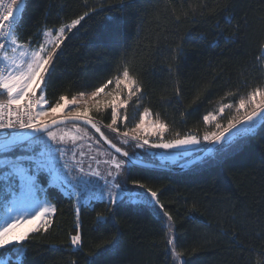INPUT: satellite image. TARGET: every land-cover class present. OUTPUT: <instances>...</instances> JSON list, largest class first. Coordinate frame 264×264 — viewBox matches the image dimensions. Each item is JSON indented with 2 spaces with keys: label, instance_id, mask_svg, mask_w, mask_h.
I'll return each mask as SVG.
<instances>
[{
  "label": "trees",
  "instance_id": "16d2710c",
  "mask_svg": "<svg viewBox=\"0 0 264 264\" xmlns=\"http://www.w3.org/2000/svg\"><path fill=\"white\" fill-rule=\"evenodd\" d=\"M124 3L121 12V0H26L22 39L30 37L33 42L43 30L70 23L89 8L97 9L67 33L58 50L47 89L50 102L60 94L71 98L86 85L94 90L127 63L143 85L139 94L143 98L138 100V96L127 109L124 129L139 122L147 108L153 121L159 118L168 123L165 139H174L178 131L202 140L206 131L215 130L203 123V115L215 111L218 103H238L239 97L264 85V0ZM185 12L189 14L184 16ZM178 48L182 54L174 59ZM177 86L180 97L175 93ZM229 91L233 95L225 97ZM221 97L225 99L221 101ZM109 113L93 116L106 126ZM235 113V107L226 109L217 119L226 126ZM257 123L237 151L220 156L214 150L181 172L139 168L126 162V186L133 188L131 181L137 180L157 191L173 217L177 251L183 253L175 264H264V119ZM80 127L97 139L91 130ZM101 130L130 155L160 164L149 149L134 148V143L120 145L112 134ZM25 144L0 155V160L14 159ZM49 180L47 175L40 177L57 212L46 233L33 234L25 242L22 264H174L166 243V218L158 209L128 203L118 204L112 211L101 200L80 207L84 246L79 252L70 250L69 237L77 224L74 201L50 187ZM98 214L109 219L99 224ZM113 235L119 237L117 251L106 253L97 248ZM5 253L0 250V256Z\"/></svg>",
  "mask_w": 264,
  "mask_h": 264
},
{
  "label": "snow or ice",
  "instance_id": "6c2138e0",
  "mask_svg": "<svg viewBox=\"0 0 264 264\" xmlns=\"http://www.w3.org/2000/svg\"><path fill=\"white\" fill-rule=\"evenodd\" d=\"M25 2L26 0H8L5 4L4 0H0V9H2L0 10V133L4 134L0 150L7 153L13 148H19L24 140L39 142L43 144V148L38 155L29 154L35 152L29 144L24 147L23 153L12 160L6 159L4 162L9 169L4 174V183L7 186L5 198L12 195L25 198L30 201L33 210L13 217L0 227V250H5L9 254L6 258L0 259V264H22L26 251L25 242L33 234L46 233L53 224L52 217L57 212V206L48 199V188L41 186L40 177L42 175L51 178L50 187L61 190L74 201L77 224L74 234L69 237L70 250L75 249L79 252L83 249L79 223L80 207L85 204L90 205L97 199L95 194L91 193L90 186H99V181L102 180L104 183L100 186L99 199L105 201L106 192L105 203L109 211H112L113 207L118 204L128 203L158 209L162 213L166 218L167 248L175 264V260L183 253L177 251L178 244L174 235L173 217L160 202L157 191L137 180L131 181L133 188L126 186L128 168L124 159L110 156L109 160L104 161L110 165L104 173H101L98 166L92 168L89 165L86 170L82 162H75L70 167L63 160L66 154L64 149H52L44 143V138L46 136L47 140L53 143L57 141L64 143L67 137L75 143L82 137L68 133L58 136L54 129L59 125L67 124L68 121L81 122L82 125H87L99 133V138L114 149L119 157L128 158L127 163H131L135 159V153L130 155L129 151L105 136L101 131L99 121L93 116V113L102 114L108 110H110V123L106 127L116 133L118 139L122 137L120 145H128L130 141H136L134 148L147 146L150 149L172 150L200 145L201 138L191 133L181 135L177 131L174 139H165V133L169 130V125L165 121L157 118L145 127V118L151 115L147 108L141 114L139 122L134 126H126L124 131H120L118 124L129 119L126 111L128 103L133 96H138L143 92L142 83L127 63L113 78L95 87L94 90L89 91L86 85L83 90L72 95L71 98L60 94L50 102L47 89L58 50L67 39V33L77 28L85 17L97 9L89 8L82 15L72 19L70 23L62 24L55 29L43 30L33 42L30 37L22 39V14ZM125 6L124 0H121V12L124 11ZM188 14L185 12L184 16ZM176 19L179 20L180 17L177 16ZM10 53L17 55H10ZM174 53L173 58L175 59L182 54V49L178 48L174 50ZM109 85H114V90L106 91ZM125 89L127 96L124 95ZM175 93L177 97H180L181 90L178 86ZM231 95H233L231 91L225 93V97ZM105 97H110V99H105ZM225 97H221V101ZM142 98L141 95L138 100ZM233 107H235L236 115L227 119L225 126L218 121L217 115H222L226 109ZM248 108H251L250 112L247 111ZM121 109L125 111L122 113ZM241 110H245L243 116L239 115ZM262 114H264V85L257 86L245 96L239 97L238 103H218L215 111H209L203 115V123L213 125L215 130L206 131L202 139L206 143L217 145L215 151L220 156L237 151L242 140L252 134V128L246 126L253 125L256 117L264 119ZM73 126L77 132L80 131V125L74 124ZM20 131H30L36 135L20 138L18 141L16 133ZM84 133L87 135L88 130L85 129ZM150 135H155L157 140L150 142ZM237 136L242 139H234ZM72 157L74 160L75 153ZM61 162H63L62 168L60 167ZM121 177L125 178L123 182ZM96 219L97 223L103 224L109 218L98 214ZM119 243V237L113 235L105 243L97 245V248H103L104 252L111 253L119 249ZM12 254H15L14 260ZM72 264L76 262L73 261Z\"/></svg>",
  "mask_w": 264,
  "mask_h": 264
},
{
  "label": "rangeland",
  "instance_id": "374dc122",
  "mask_svg": "<svg viewBox=\"0 0 264 264\" xmlns=\"http://www.w3.org/2000/svg\"><path fill=\"white\" fill-rule=\"evenodd\" d=\"M73 30V29H72ZM45 39V38H43ZM10 55H17V54H12ZM108 90H114V85H111ZM125 96H127V90L125 89ZM139 96V94H138ZM138 96H133L130 102L127 105V109L135 102V99ZM105 99H110V97H105ZM217 108V107H216ZM126 109V111H127ZM125 110L121 109V112L123 113ZM247 111H251V108H248ZM245 113V110H241L240 114L243 116ZM236 115V113H235ZM221 115H217V118H219ZM146 119V124L145 127H148V125L153 121L149 116L145 118ZM123 123H119L118 127L119 129H124ZM260 123H257L253 125L252 132L256 130V128L259 126ZM209 125V124H208ZM100 127L105 129V131L108 134H112V136L120 143V139L117 138V134L111 132L110 129H108L105 125L100 123ZM57 132V135L59 136L62 133H68L69 135H77L79 137H82V139H77L75 143H73L71 140H69L67 137L65 138L64 143H59L58 141L56 143H53L52 141L47 140V137L45 136L44 138V143L48 144L52 149H64L65 155L63 160L66 161L70 167L74 165L75 162H82L84 168L87 170L88 166L91 165L92 168H96L97 166L99 167V170L101 173H104L106 169L110 167L109 164L104 163V161H107L110 159V156H115L112 154L108 149H106L97 139H95L88 131V134L85 135L83 128L80 127V131L77 132L76 128L72 125H63L60 127H57L54 129ZM91 137V138H89ZM150 142L157 140V137L155 135H150L149 136ZM129 143H136V141H130ZM31 144V146L35 149L34 153H29V154H36L38 155L39 151L43 148V144L39 142H32L30 141L29 143L23 145L19 150L23 153V149L25 146H28ZM209 143H206L201 140L200 145H195V146H190V147H185V148H180V149H172V150H163V149H150L147 146L145 148L149 149L152 155H154V160L157 163H160L161 165L167 164V165H173L177 164L178 162L185 161L186 158H191L193 154L199 152L202 150L206 145ZM75 153V157L73 160L72 154ZM116 157V156H115ZM8 159V158H7ZM11 159V158H10ZM5 160L6 158L1 159V163L5 165ZM9 160V159H8ZM63 162H61L60 167L62 168ZM127 166V164H126ZM9 169L5 167L4 172L2 171V174H0V180L3 181L0 183V227H2L6 221H10L13 217L21 216L23 215L26 211L31 212L33 208L31 207L30 201L22 198L20 196L12 195L8 196V198H5V191L7 186L4 183V174L7 172ZM51 179V178H50ZM103 181H99V186L93 185L91 187V193H94L95 196L97 197L96 200H100L99 197L101 195V187L103 185ZM110 188V186H109ZM135 191H142L140 189H133ZM90 193V194H91ZM107 199L106 192H105V201ZM9 254L6 252L5 255H1L0 259H4L8 256ZM12 258L15 259V254L12 256Z\"/></svg>",
  "mask_w": 264,
  "mask_h": 264
},
{
  "label": "water",
  "instance_id": "95a60500",
  "mask_svg": "<svg viewBox=\"0 0 264 264\" xmlns=\"http://www.w3.org/2000/svg\"><path fill=\"white\" fill-rule=\"evenodd\" d=\"M262 116H264V114H262ZM262 117H256L255 118V122H258L259 120H261ZM74 124H77V125H82L81 122H72V121H68L67 124H64V125H74ZM60 126H63V125H59L57 127H60ZM86 128H88L89 130H91L95 136L97 137V139L99 140V142L106 148L108 149L111 153H113L115 156L119 157V154H116L114 152V149L110 148L108 144L104 143V141L102 139L99 138V133H96L94 129H91L89 126L87 125H82ZM251 125H248L246 127H249ZM242 127H245V126H242ZM102 131V130H101ZM103 132V131H102ZM36 134H33L31 133L30 131H25V132H22V133H19L17 135V139L19 141L20 138H23V137H32ZM43 135V134H41ZM31 140H24L23 141V144L29 142ZM3 145V142L0 143V147H2ZM218 146L217 145H213L211 143H209L205 148H203L199 153H197L196 155H194L193 157L185 160V161H182L176 165H173V166H165V165H161V164H155V163H151V162H147V161H144V160H141V159H138L135 157V159L129 163L130 165L132 166H135V167H139V168H145V169H152V170H158V171H162V172H168V173H177V172H181V171H184L186 169H189L195 165H197L198 163H200L203 159H205L209 154H211ZM5 151L3 150H0V155L4 154ZM121 159H124L126 162L128 160V158H125V157H119Z\"/></svg>",
  "mask_w": 264,
  "mask_h": 264
},
{
  "label": "built area",
  "instance_id": "2783aa9c",
  "mask_svg": "<svg viewBox=\"0 0 264 264\" xmlns=\"http://www.w3.org/2000/svg\"><path fill=\"white\" fill-rule=\"evenodd\" d=\"M4 3L7 4L8 3V0H4ZM0 10H2V9H0ZM22 132H25V131H20V132L16 133V135H18L19 133H22ZM3 136H4V134L3 133H0V143L3 142ZM4 166L5 165L3 163H1V160H0V173H1L2 167H4Z\"/></svg>",
  "mask_w": 264,
  "mask_h": 264
}]
</instances>
